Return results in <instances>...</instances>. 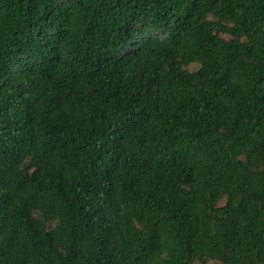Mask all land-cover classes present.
I'll list each match as a JSON object with an SVG mask.
<instances>
[{"label":"trees","instance_id":"obj_1","mask_svg":"<svg viewBox=\"0 0 264 264\" xmlns=\"http://www.w3.org/2000/svg\"><path fill=\"white\" fill-rule=\"evenodd\" d=\"M264 264V0H0V264Z\"/></svg>","mask_w":264,"mask_h":264},{"label":"rangeland","instance_id":"obj_2","mask_svg":"<svg viewBox=\"0 0 264 264\" xmlns=\"http://www.w3.org/2000/svg\"><path fill=\"white\" fill-rule=\"evenodd\" d=\"M198 264H201V263H198ZM207 264H213V263H207Z\"/></svg>","mask_w":264,"mask_h":264}]
</instances>
